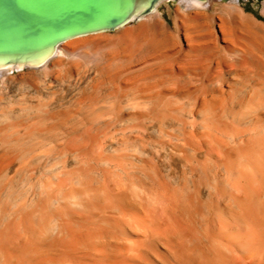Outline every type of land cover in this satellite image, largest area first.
<instances>
[{
  "label": "bare ground",
  "instance_id": "bare-ground-1",
  "mask_svg": "<svg viewBox=\"0 0 264 264\" xmlns=\"http://www.w3.org/2000/svg\"><path fill=\"white\" fill-rule=\"evenodd\" d=\"M171 1L180 4L172 16L174 26L189 41H193L192 45L205 40L211 33L209 22L198 23L219 20V29L225 40L232 38V44L233 38L236 41L237 48L231 52L264 61V24L245 12L241 7L242 0H231L227 4L219 3L220 0H137L127 20L111 30L33 49L28 48L29 41L33 42L28 38H0V45L9 47L7 51L0 52V83L34 73V69L46 71L59 65L60 59L67 56L71 60L76 58L94 63L107 78H115L121 71L127 73V85L134 88L128 93L127 101L130 103L157 102L173 96L175 93L166 88L154 89L158 83L153 79L155 84L150 83V89L141 85L151 72L156 75L173 72V63L172 66L164 63L155 70L142 67L146 62L166 60L169 55L179 53L174 33L168 29L160 10L163 4ZM216 7H220L222 13L213 17L209 11H214ZM262 14L264 16V10ZM55 27L46 26V31ZM112 33L116 34L110 38ZM96 43L103 45L102 50H83ZM206 48L207 45L200 44L189 53L193 56ZM119 58L123 59V66L115 64ZM70 67L80 66L72 62ZM201 69L198 65H182L178 67V75L186 77L185 71ZM15 72L21 73L16 75ZM9 73L12 76H8ZM251 75L252 78L255 76ZM180 101L163 106V111L178 119L177 123L180 120L193 127L194 133L187 140L186 152L189 155L185 151L181 155L189 166L193 188H172L159 176L157 180L145 182L146 176L143 177L141 171L130 173L107 158L95 156L92 161L96 168L80 158V175L75 181L81 187L79 190L67 191L62 186L48 190L51 180L45 178L47 180L35 186L30 187L27 182L17 185L15 191L9 193L12 183L8 185L7 181L4 182L7 157L27 155L32 148L42 144L51 131L41 126L24 136L6 139L3 154L0 155V264H264V143L253 142L254 138L264 135V88L258 91L243 89L236 96L217 90L210 95L202 94ZM149 113L138 109V106H130L125 116L126 125H137L139 121L152 118ZM62 121L59 119L53 127L63 126ZM232 125L241 129L235 134L244 148L241 155L233 154L223 139L232 132ZM182 145L186 147L184 142ZM202 149L207 154L206 162H201L196 156ZM67 156L61 159L63 163ZM55 177L52 178L56 180ZM134 182L143 183L142 189H136ZM203 188L212 189L207 200L201 198ZM26 189L32 192L33 197L24 203L18 199Z\"/></svg>",
  "mask_w": 264,
  "mask_h": 264
},
{
  "label": "rangeland",
  "instance_id": "rangeland-1",
  "mask_svg": "<svg viewBox=\"0 0 264 264\" xmlns=\"http://www.w3.org/2000/svg\"><path fill=\"white\" fill-rule=\"evenodd\" d=\"M230 1L231 0H220L219 3L227 4ZM179 6L180 4L178 2L171 1L166 4H163L160 7L161 14L163 15L166 21V25L168 29L174 33V41L176 43L177 50L179 51V53L176 54V56L169 55L168 59L166 60H160V61L156 60L153 62H146L142 66L145 69L155 70L159 65H162L164 63L166 64L168 63L171 66L173 63L172 66L173 72H171L172 71L171 70L169 71V73L167 72L163 75L162 74L156 75L155 72H151L144 79L145 81L144 80L141 81V85L142 86L144 85L143 88L150 89L151 84H155L153 82L155 81L156 83H158V86H155L154 89L159 88L158 90H165L166 88V90H170L175 94H173V96L171 95L166 98L160 99L157 102L152 101L153 103L151 101H146V100L137 101L139 104L137 102H132L133 104H136L138 106V109H141L145 113L150 112L149 114H151L152 116V118L142 120L141 123L139 121L137 125L136 124L133 125L129 124L130 126L126 125L128 123H126L125 116L127 112L129 113L130 106L136 108L137 106L127 101V98L129 97L128 95L129 91H131L134 88L127 85L126 81L128 75L127 73L122 71L115 78L112 79L107 78L102 74L100 70L96 68L94 63L90 64V62H86L84 60H77L76 58H74L75 60H71V58L67 56H63L59 61V65L52 66L46 71H41L40 69L37 70L34 69L33 70L35 71L34 73H28L23 76H17L0 83V151H1L0 155L3 154V144L5 143V140L16 137V135L24 136L29 132L33 131L34 129L42 128V127L44 129L49 128L51 133L53 132L55 133V134L53 133V135L50 133V136L48 135L47 139L42 144H39L34 148H32V150H30V152L27 155H24L20 158H13L12 156L7 157L5 162L7 175L5 176L4 182L7 181L8 185L12 183L10 184L12 190L10 189L11 191H9V193H13L17 185L27 182L28 185H30L31 187L33 185L35 186L38 183L43 182L45 178L51 180L48 190H52L60 186H62L67 191L70 189L79 190L81 187L78 184L77 186L75 183L76 179L80 175L79 163L88 162L89 166H91L92 168L94 167L96 168L97 165H95V163L92 161V159L95 156H102L104 158H107L113 161L114 163H116L117 165H119L120 167L122 166L121 167L122 169H125L128 172L131 171L130 173L141 171L140 173L143 175V177L146 176V179L144 180L145 182H150L152 181V179L157 180L159 176L172 188L179 186H187L189 188H193V183L190 178L189 166L188 164H186L187 163L186 158H183V156H181L184 151L185 154H187L186 152L187 140L188 137L194 133L193 127L190 123H184L180 120L177 123L178 119L164 112L163 106L172 104L177 100L179 101V99L181 100L180 102H183L184 99L186 98L187 99L191 97L196 98L197 96L202 94L210 95L213 92H216L217 90H224L226 92H231L232 96H236L243 89L244 90L256 89L257 91L263 89L264 61L258 60L254 56H243L242 54L231 52L230 50L237 48L236 41L233 38V44H232V42L230 41L232 40V38L225 40L221 30L219 29V25H220L219 20H215L214 23H213V19L210 21H204L198 23V24H203L205 22L207 23L209 22L208 25L211 24V27L209 26L211 33L208 36V38H206L207 40L205 39V40L197 41L194 42V45H192L193 41H189L184 36L183 32L178 27L175 28L174 26L172 16H174L175 11ZM241 7L245 10L246 13L255 16L259 20V22L264 24V16L262 14V11L264 10V0H242ZM221 13H222V9L220 7H216L214 11L211 12L209 11V14L212 15L213 17H215V15H220ZM115 34L116 33H112L110 35V38H113ZM212 40L215 42V45L213 44L214 42H212ZM200 44L207 45L208 48L195 52L192 56V54L189 53L190 50L194 49L197 45ZM102 47H103L102 44L96 43L95 45L93 44V46L91 45L87 46L83 50L85 51L89 48L90 50L88 49L87 51L93 50L94 52H98L102 50ZM209 48L211 50L213 49L214 51H211ZM80 51L82 50H79L78 52ZM189 56L192 59L189 58ZM72 62H76L77 65L80 67H76L72 69L70 67V64ZM208 63L209 65H207ZM115 64L119 66H123V59L119 58L118 60L115 61ZM182 65H186V66L198 65L202 67V69L197 71L196 70L185 71L184 74H186V77L189 76L186 78L185 76L178 75L180 74L178 67ZM102 66H104V63H102ZM20 73L21 72H15L16 75ZM218 74L222 77H220ZM251 74H254L255 76H253L252 78ZM7 75L12 76V74L10 73ZM157 77H159L160 80ZM216 77L220 79H218L217 81ZM176 81L179 83H177ZM144 82L147 84L145 85ZM170 84L172 86H170ZM191 84H193V87ZM169 87L171 88L168 89ZM198 89L200 91H198ZM123 93L125 95H123ZM180 93H182L183 95H180ZM151 104L155 106L152 105L153 107H151ZM143 105L145 106V108H143ZM59 119H63L62 121L63 126L53 127ZM151 119L153 122L151 121ZM155 119L158 120L155 121ZM165 121L166 123H164ZM148 122L149 123L152 122V123L149 124ZM83 125L86 127H83ZM144 126H146L147 128H145ZM230 128L232 129V132L230 133L229 136H226L223 139L225 140L226 145L229 147L227 148L233 154L241 155L244 153V148L243 145L240 143V140L238 139L239 136L235 135L236 132L237 133L240 132L239 130L241 129H238L233 125ZM177 129L179 130L178 133H177ZM73 132H75L76 134L74 135ZM78 132L79 134H77ZM59 134L61 135L62 138L60 137ZM84 135L87 136L85 137ZM55 136L57 138H55ZM81 139L83 141H81ZM257 139L254 138L253 142L264 143V135H262V137L260 135L259 137H257ZM70 141L72 143H70ZM170 141L172 144L170 143ZM175 141L178 142V145L177 142L175 143ZM183 142L186 145V147L182 145ZM239 144L240 147H238ZM66 152L69 154L68 156ZM199 152L196 154L197 158L201 162H206L207 154L205 152V149H202ZM59 153L61 154L59 155ZM64 154L67 157L65 158L63 163L61 159L65 157ZM74 154L76 158H74ZM187 155H189V153ZM90 156H92V158ZM42 157L44 158L46 157L47 159H44ZM80 158H82V160ZM57 160L60 163V165L59 163H57ZM80 160L82 162H80ZM54 161H56L57 164ZM66 162L68 163L67 165ZM51 163L54 165V168L51 165ZM58 165L59 168H57ZM136 167L139 170H137ZM7 171L8 172L11 171V173L9 174ZM57 171L58 172L60 171L61 173L59 172L58 174ZM48 172L49 173L52 172V173L49 174ZM56 173L58 174L57 176L55 175ZM53 176L54 177L61 176L60 179L55 177V179L56 180L58 179L60 183L58 182V180L57 181L54 180L52 178ZM29 180L31 181V183ZM144 181L143 183L145 184ZM56 182L58 183V185ZM143 183L141 184V182H134V186L137 187L136 189H142L141 187H143L144 185ZM28 190L26 189L25 192L22 193L23 195H21L18 200L22 199L20 201L24 203L31 201L33 195L32 192ZM211 190H212L211 188H203L201 192V198L203 200H207L209 195L212 193Z\"/></svg>",
  "mask_w": 264,
  "mask_h": 264
},
{
  "label": "water",
  "instance_id": "water-1",
  "mask_svg": "<svg viewBox=\"0 0 264 264\" xmlns=\"http://www.w3.org/2000/svg\"><path fill=\"white\" fill-rule=\"evenodd\" d=\"M136 1L0 0V38H28L33 49L111 30L127 20ZM46 26L57 27L46 31ZM8 48L0 45V52Z\"/></svg>",
  "mask_w": 264,
  "mask_h": 264
}]
</instances>
